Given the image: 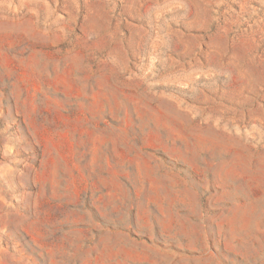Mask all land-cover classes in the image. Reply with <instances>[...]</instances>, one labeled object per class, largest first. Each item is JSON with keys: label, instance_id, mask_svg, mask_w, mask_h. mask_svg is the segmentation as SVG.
Masks as SVG:
<instances>
[{"label": "rangeland", "instance_id": "1", "mask_svg": "<svg viewBox=\"0 0 264 264\" xmlns=\"http://www.w3.org/2000/svg\"><path fill=\"white\" fill-rule=\"evenodd\" d=\"M0 264H264V0H0Z\"/></svg>", "mask_w": 264, "mask_h": 264}]
</instances>
